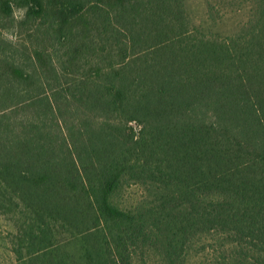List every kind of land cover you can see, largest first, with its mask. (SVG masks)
Returning a JSON list of instances; mask_svg holds the SVG:
<instances>
[{"label":"trees","instance_id":"16d2710c","mask_svg":"<svg viewBox=\"0 0 264 264\" xmlns=\"http://www.w3.org/2000/svg\"><path fill=\"white\" fill-rule=\"evenodd\" d=\"M217 1H248L245 19L221 29L208 2L195 22L185 0H0L11 264H264V0Z\"/></svg>","mask_w":264,"mask_h":264},{"label":"rangeland","instance_id":"374dc122","mask_svg":"<svg viewBox=\"0 0 264 264\" xmlns=\"http://www.w3.org/2000/svg\"><path fill=\"white\" fill-rule=\"evenodd\" d=\"M186 6L188 9V13L192 20L195 22H199L203 20L206 17V10H207V3L210 2L215 6V12L214 16L219 14L225 15V20L223 21V24L221 25V29H229L233 27L234 24H237L239 21H243L247 14V9L249 2L244 1L242 4V8L240 11H238L236 14L234 12H230L231 7L227 3V1L224 2V5L220 4L217 0H185ZM218 10V11H217ZM23 10L21 9H15L14 14L16 17H21ZM17 33V30L15 28H8L4 31V34L8 37H12L15 39L14 36ZM140 194V190L137 186L131 185L123 194L121 198V204L127 205L131 204L135 201L137 196ZM10 224L8 221L0 216V264H11L13 257L10 254L8 250V242H7V235L6 232L10 228ZM149 260L145 264H160L161 262L157 260L155 257L151 256L148 258ZM195 259L191 258L190 262L191 264H195Z\"/></svg>","mask_w":264,"mask_h":264}]
</instances>
